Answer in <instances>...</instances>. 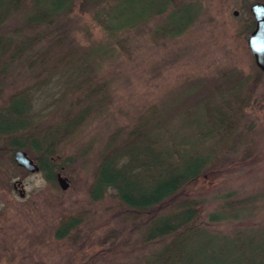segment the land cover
<instances>
[{
  "label": "rangeland",
  "instance_id": "rangeland-1",
  "mask_svg": "<svg viewBox=\"0 0 264 264\" xmlns=\"http://www.w3.org/2000/svg\"><path fill=\"white\" fill-rule=\"evenodd\" d=\"M190 1L198 14L183 35L155 40L147 30L130 34L122 48L106 38L90 15L71 16L66 33L71 48L79 53L100 45L105 49L89 57L91 75H84L91 85L101 86L97 98L105 97L103 106L57 144L54 176L65 177V190L56 178L48 183L42 173L17 167L15 150L0 149V264H135L158 249L159 241L140 244L147 215L134 216L108 194L92 202L88 190L110 135L118 132L122 140L147 113L159 110L168 125L166 144L197 141L195 124L203 123V113L227 114L230 136L216 152L222 160L177 196L197 199L200 225L218 233L252 235L264 227V72L246 44L249 8L264 0ZM21 77L0 75V104L23 82ZM76 97L71 93L62 109H46L40 125L59 122L63 108ZM217 140L199 142V152H209ZM230 146L236 150L226 154ZM17 181L22 187H14ZM220 210L226 220L208 224V215ZM69 216L80 217L79 225L65 239H55V226Z\"/></svg>",
  "mask_w": 264,
  "mask_h": 264
},
{
  "label": "trees",
  "instance_id": "trees-1",
  "mask_svg": "<svg viewBox=\"0 0 264 264\" xmlns=\"http://www.w3.org/2000/svg\"><path fill=\"white\" fill-rule=\"evenodd\" d=\"M197 11L190 0H0V75L23 79L0 104V149L5 145L25 151L45 181L54 183V170L59 167L52 158L57 144L93 110H101L105 99L97 98L101 86L91 85L84 75H91L89 57L105 49L100 45L79 53L71 48L66 36L71 16L90 15L106 38L122 48L130 34L147 30L155 40L180 37L193 25ZM251 20L248 32L252 16ZM153 22L152 28L145 29ZM71 93L79 97L63 108L61 120L42 127L46 109H62ZM43 100L46 108L40 107ZM75 106L79 108L74 110ZM154 112L130 127L122 140L118 132L110 135L88 190L92 202L108 194L134 216L147 215L140 244L159 241L161 245L135 264H264V227L252 235L218 233L200 225L197 199L177 196L207 167L222 160L216 152L230 136L227 114L203 113V123L195 124L197 141L173 139L166 144L163 137L169 131L164 111ZM210 137L218 138V144L200 153L199 142ZM224 150L232 154L236 149ZM79 218L63 219L54 228V238L65 239L79 225ZM226 218L225 210L213 211L207 222L211 225Z\"/></svg>",
  "mask_w": 264,
  "mask_h": 264
},
{
  "label": "water",
  "instance_id": "water-1",
  "mask_svg": "<svg viewBox=\"0 0 264 264\" xmlns=\"http://www.w3.org/2000/svg\"><path fill=\"white\" fill-rule=\"evenodd\" d=\"M254 19V26L246 38V44L253 57L256 67L264 72V3L254 2L249 8ZM236 14V11L234 12ZM13 160L19 166L29 173H37L39 171L38 165L31 157L23 150H16L13 153ZM56 181L62 190L68 187L65 177L59 173L55 175ZM18 185L22 187L21 182L17 181L14 187ZM20 197H23V190H19Z\"/></svg>",
  "mask_w": 264,
  "mask_h": 264
}]
</instances>
